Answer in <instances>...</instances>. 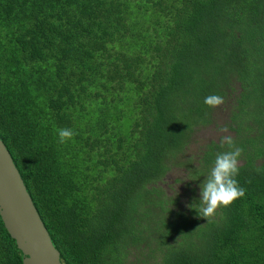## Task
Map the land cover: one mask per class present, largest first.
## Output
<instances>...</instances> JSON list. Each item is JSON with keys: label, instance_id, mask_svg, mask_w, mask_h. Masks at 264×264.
I'll use <instances>...</instances> for the list:
<instances>
[{"label": "trees", "instance_id": "1", "mask_svg": "<svg viewBox=\"0 0 264 264\" xmlns=\"http://www.w3.org/2000/svg\"><path fill=\"white\" fill-rule=\"evenodd\" d=\"M211 125L244 196L206 219L226 136L180 159ZM0 138L61 264H264V0H0ZM22 259L0 217V264Z\"/></svg>", "mask_w": 264, "mask_h": 264}, {"label": "water", "instance_id": "2", "mask_svg": "<svg viewBox=\"0 0 264 264\" xmlns=\"http://www.w3.org/2000/svg\"><path fill=\"white\" fill-rule=\"evenodd\" d=\"M0 217L22 253L23 264H61L59 252L1 138Z\"/></svg>", "mask_w": 264, "mask_h": 264}, {"label": "clouds", "instance_id": "3", "mask_svg": "<svg viewBox=\"0 0 264 264\" xmlns=\"http://www.w3.org/2000/svg\"><path fill=\"white\" fill-rule=\"evenodd\" d=\"M223 102V97L218 94H211L204 98V104L210 108H215ZM220 131H227V128H221ZM73 134L71 129H59L58 142L65 143ZM225 144L229 150L216 154L213 166L199 185V204L194 210L198 216L206 219L214 216L218 207L229 206L236 199L244 196V189L240 187L236 179L239 173L238 158L242 149L235 145L231 136L221 137V146Z\"/></svg>", "mask_w": 264, "mask_h": 264}, {"label": "rangeland", "instance_id": "4", "mask_svg": "<svg viewBox=\"0 0 264 264\" xmlns=\"http://www.w3.org/2000/svg\"><path fill=\"white\" fill-rule=\"evenodd\" d=\"M223 119L219 121L222 122ZM227 132H219L218 128L215 129L214 125H211L204 129L203 131L196 134L195 137H193L192 143L187 147L186 152L183 153L181 156L180 162H185L187 159L190 160H198L202 154L200 153V150H202V146L204 143L210 139H216L219 138V136L223 135L226 136ZM229 136H232L230 134ZM176 180L180 181L181 183L175 182ZM189 180V177L186 174V169L183 166H177L173 167L172 170H170L166 177H165V184L164 188H168V193H172L173 190H176L180 194L183 195V197H180L179 204L180 206L186 207L189 198L188 197V191H185L181 193L184 188H182V185Z\"/></svg>", "mask_w": 264, "mask_h": 264}]
</instances>
